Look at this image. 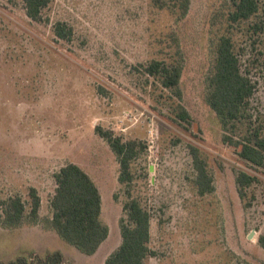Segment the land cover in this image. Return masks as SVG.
I'll return each instance as SVG.
<instances>
[{
    "label": "rangeland",
    "instance_id": "1",
    "mask_svg": "<svg viewBox=\"0 0 264 264\" xmlns=\"http://www.w3.org/2000/svg\"><path fill=\"white\" fill-rule=\"evenodd\" d=\"M162 3L50 0L37 22L22 0H0V201L19 196L28 212L29 188L40 198L36 222L0 226V263L58 251L60 264H104L121 243L122 207L135 199L150 215L154 255L146 264H264V171L224 141L250 123L264 137V34L234 28L241 69L255 89L251 119L225 130L205 97L230 0H188L183 16ZM56 22L71 28L70 41L54 35ZM153 60L179 66L177 89L146 73ZM96 127L138 144L129 183L118 181L116 155ZM191 147L205 162L210 194L196 193ZM68 163L100 194L108 235L92 255L49 225L53 175ZM241 171L257 178L242 198Z\"/></svg>",
    "mask_w": 264,
    "mask_h": 264
},
{
    "label": "trees",
    "instance_id": "2",
    "mask_svg": "<svg viewBox=\"0 0 264 264\" xmlns=\"http://www.w3.org/2000/svg\"><path fill=\"white\" fill-rule=\"evenodd\" d=\"M50 0H22L25 13L33 21L42 20V11ZM160 6L170 11L185 15L188 0H162ZM224 33L218 36L214 45V63L209 80V90L205 97L208 106L216 114L222 128H237L242 120L251 119L248 113L249 100L255 85L247 71L241 69L240 57L236 52L233 36L234 28L246 27L250 36L264 34V0H230V11L225 20ZM235 29V30H236ZM54 35L61 40L70 41L72 32L63 22L53 25ZM146 73L158 77L165 88L177 89L180 78V68L167 65L162 61L153 60L146 68ZM95 132L103 138L119 164L118 181L129 183L132 179L130 162L138 153L135 141L123 142L113 136L110 131L99 127ZM225 144L233 147L238 157L251 167L264 171V137L259 127L251 123L238 138L225 137ZM190 154L195 171L193 185L199 196L213 191L212 180L205 162L198 149L191 147ZM56 187L50 199L52 216L50 227L56 234L73 245L81 253L92 255L105 241L108 235L107 227L101 222V198L95 183L76 164L68 163L53 175ZM257 178L247 172H239L235 177L237 192L242 198L246 189ZM29 211L19 196L8 197L0 201V226L17 228L25 219L36 222L40 206V198L35 188H29ZM126 221L120 223L121 243L105 260L104 264H146V259L154 255L149 247L150 215L135 199H130L122 207ZM264 246V235L258 238ZM62 256L58 251L46 254L36 261L27 262L24 257L7 264H60ZM3 264V263H0ZM247 264V263H245Z\"/></svg>",
    "mask_w": 264,
    "mask_h": 264
},
{
    "label": "water",
    "instance_id": "3",
    "mask_svg": "<svg viewBox=\"0 0 264 264\" xmlns=\"http://www.w3.org/2000/svg\"><path fill=\"white\" fill-rule=\"evenodd\" d=\"M249 238V237H248Z\"/></svg>",
    "mask_w": 264,
    "mask_h": 264
}]
</instances>
